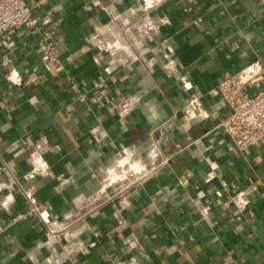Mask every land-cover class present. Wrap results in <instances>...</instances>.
Here are the masks:
<instances>
[{
  "label": "crops",
  "instance_id": "obj_1",
  "mask_svg": "<svg viewBox=\"0 0 264 264\" xmlns=\"http://www.w3.org/2000/svg\"><path fill=\"white\" fill-rule=\"evenodd\" d=\"M140 2L49 0L46 8L58 10L60 74L42 67L41 28L4 36L11 46L0 44V264H264V140L236 150L218 128L228 109L219 108L216 92L220 80L253 62L264 65V4L165 0L141 13ZM138 17L168 23L136 48L130 44L107 74L112 57L90 37L115 18L117 36L129 45L127 29ZM163 41L172 49L169 73ZM6 58L25 81L19 87L3 78ZM95 84L115 103L131 100L114 110L93 103ZM192 95L201 104L194 124L183 119ZM123 150L142 171L128 173L129 165L111 182ZM152 154L163 163L154 167ZM41 160L49 175L25 181ZM209 166L220 178L204 183ZM29 188L68 233L81 227L87 253L66 256L68 238L47 242L37 216L6 225L26 212L22 192Z\"/></svg>",
  "mask_w": 264,
  "mask_h": 264
},
{
  "label": "built area",
  "instance_id": "obj_2",
  "mask_svg": "<svg viewBox=\"0 0 264 264\" xmlns=\"http://www.w3.org/2000/svg\"><path fill=\"white\" fill-rule=\"evenodd\" d=\"M163 1L165 0H141L136 12H149ZM259 1L264 4V0ZM48 3L49 0H35L34 6H30L27 0H0V44L5 48H10L11 44L7 42L4 36L16 32L20 27L24 26L29 29L41 28L38 31L37 54L42 67L47 73L60 74L64 71L65 64L60 60L58 51L59 40L54 35L59 26L55 20L58 10L53 6L46 8ZM132 11L130 15H136L135 11ZM37 12L41 14L37 15ZM130 15L121 20L120 31L124 29L126 23L129 24L128 18ZM114 19L107 24L105 33L101 34L98 31L89 39L93 43L96 42L101 51L111 55L112 58L107 62L105 67L107 74L113 72L115 68L113 63L123 60L121 58L122 55H120L121 52L126 57L128 56L127 50L129 51L130 44L136 48L145 38H151L163 25L168 23L166 18L138 17L127 29L131 38L128 42L129 45H126L124 37L117 36L119 28L114 26ZM161 48L164 51L163 59L165 60L163 68L169 73V69L173 65L170 57L172 49L165 41L161 44ZM138 57L139 55L135 56L134 60H137ZM2 65L6 69V72L2 73V75L7 83L16 87L25 83L22 75L12 66L10 59H4ZM178 79L182 82L184 90L188 91L191 89V85L183 77H178ZM107 91L100 84H95V94L90 97V100L102 106L110 104L111 110L126 107L127 103L131 100L130 98H124L119 103H115L109 98ZM216 92L219 96V108L224 107L228 109V115L220 121L218 128L228 137L232 146L238 151H243L264 140V65L258 61L253 62L237 74L220 80L217 83ZM200 105V100L195 95L188 98L183 110L185 123H196L199 118L198 108ZM126 155V150H123L118 157ZM158 161H160L159 156L152 154L150 162H152L154 167L155 163L158 165ZM160 163L163 162L160 161ZM215 170L214 167L209 166L208 172L202 178L204 183H208L214 178H220V175H217ZM47 175H49V166L45 160H41L34 163L23 178L25 181H29L35 176L43 177ZM22 193L28 205L27 210L12 217L9 223L6 224L7 226L28 216H37L47 227V242L51 240L59 242L62 238H68L71 243L65 247L66 256L75 255L78 252L87 253V246L83 241L78 239L82 231L81 227L78 226L76 230L68 233L65 227L56 223L50 214L43 209L34 196L33 188L23 189ZM101 194H103V191L94 198L87 199V202L99 200L102 196ZM215 195L220 197L221 192L216 191ZM207 211L208 207L202 209V213L204 214Z\"/></svg>",
  "mask_w": 264,
  "mask_h": 264
},
{
  "label": "rangeland",
  "instance_id": "obj_3",
  "mask_svg": "<svg viewBox=\"0 0 264 264\" xmlns=\"http://www.w3.org/2000/svg\"><path fill=\"white\" fill-rule=\"evenodd\" d=\"M121 158H125L124 156L123 157H120V158H118V159H121ZM117 159V160H118ZM116 160V161H117ZM133 161H135L136 163H137V165L138 166H136V168L134 167L133 169H142V164L140 163V162H138V161H136V160H132V162H128L127 161V159H126V163L124 164V167H122V168H117V171H119V173L120 174H118V173H116L117 174V176L115 177V176H113L112 174H111V178H110V181L111 182H114V181H116L117 179L118 180H120L121 178H122V176L124 175V173H125V170L124 169H127V167L129 166V165H134L135 164V162H133ZM114 164H116V162L114 163ZM136 165V164H135ZM131 166H129L130 167V169H129V171H128V173H131V174H134V173H136V172H134L135 170H132V168H131ZM128 167V168H129ZM139 167V168H138ZM129 175V174H128ZM128 175H126L125 174V176H128Z\"/></svg>",
  "mask_w": 264,
  "mask_h": 264
},
{
  "label": "bare ground",
  "instance_id": "obj_4",
  "mask_svg": "<svg viewBox=\"0 0 264 264\" xmlns=\"http://www.w3.org/2000/svg\"><path fill=\"white\" fill-rule=\"evenodd\" d=\"M126 163V158H121V159H118V161H117V163H116V168H122V167H124V164ZM136 166H137V164L135 165H132L131 166V168H132V170H135V169H133L134 167L136 168ZM130 168V167H129ZM139 168V167H138ZM113 169V168H112ZM110 171V173L113 175V176H117V174H116V171L114 170V171H112V170H109ZM135 171H139V169L137 170H135Z\"/></svg>",
  "mask_w": 264,
  "mask_h": 264
}]
</instances>
